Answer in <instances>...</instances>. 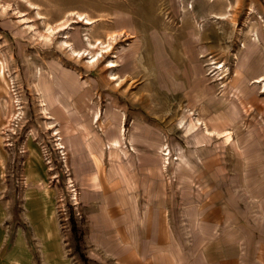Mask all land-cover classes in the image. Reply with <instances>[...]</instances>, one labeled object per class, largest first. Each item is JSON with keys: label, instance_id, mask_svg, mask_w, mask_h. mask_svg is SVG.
Here are the masks:
<instances>
[{"label": "rangeland", "instance_id": "obj_1", "mask_svg": "<svg viewBox=\"0 0 264 264\" xmlns=\"http://www.w3.org/2000/svg\"><path fill=\"white\" fill-rule=\"evenodd\" d=\"M0 264H264V0H0Z\"/></svg>", "mask_w": 264, "mask_h": 264}, {"label": "bare ground", "instance_id": "obj_2", "mask_svg": "<svg viewBox=\"0 0 264 264\" xmlns=\"http://www.w3.org/2000/svg\"><path fill=\"white\" fill-rule=\"evenodd\" d=\"M49 29H50V31H49V35H50L55 28L52 27V26H49ZM109 37L114 39L115 38V34L114 33H109ZM95 42H93V41L90 40L88 43H90L91 45H93V43H95ZM99 42L100 43H109L107 47H109L111 45V42L109 40H107V41L106 40L105 41L104 40H101ZM159 42L160 41L157 38L156 39V43H158V45H159ZM73 51H76V50L73 48ZM103 55H102V57H103ZM98 61H99V58H97L95 62H98ZM136 63L137 62L134 61L133 64H136ZM113 65H115V64H113ZM124 66H126V65H124ZM72 81L73 82L74 81L77 82V78L76 77H73V76L68 77V75H66V73H62V72H61L60 79L58 81L55 80V79H53L51 76H47V75L42 76V78H40V80H39L40 87L43 90V93L46 95V100L43 103V105H44L43 108L46 111L49 110V109L54 110L55 111L54 114H55V116L57 118H59V115L67 116V114L68 115L71 114V112L69 110L70 101H72L71 102V105L74 107V109L77 112H80L79 103H78L77 99H75V97L77 96L76 93L78 92L79 85H77L75 87H71L70 82H72ZM253 81L254 82H258V81H260V79L257 77ZM60 83L62 85H64V86H66V84H67V87H69V92L67 91V93H65L68 96V98L65 97V96H63V94H61V92H62L61 87L62 86L60 87ZM73 96H75V97H73ZM47 113H49V112H47ZM64 116H63V118H64ZM95 116H96L95 118L97 119V115H95ZM50 117H53V116L50 115ZM65 118H67V117H65ZM69 120H70V118H69ZM69 124H70V122L67 121L65 123V126L66 127H69ZM60 134L62 135L61 132H60ZM76 135H77L76 133H72V137H76ZM67 137H68V134H67ZM69 137H71V135ZM226 137L229 138L230 137V134H226ZM67 146L68 147L70 146V148H72V149L74 148L75 149L74 143L72 142V140H70V144L67 145ZM107 148H109L111 152L113 151V149H115V150L120 149L121 150L122 149L121 148V141L119 139H114L113 141H111V142L108 143Z\"/></svg>", "mask_w": 264, "mask_h": 264}]
</instances>
